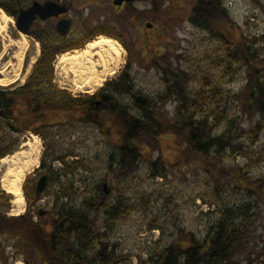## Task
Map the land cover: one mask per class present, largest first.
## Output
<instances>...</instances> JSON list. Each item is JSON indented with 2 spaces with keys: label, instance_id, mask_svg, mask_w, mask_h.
Returning <instances> with one entry per match:
<instances>
[{
  "label": "rangeland",
  "instance_id": "rangeland-1",
  "mask_svg": "<svg viewBox=\"0 0 264 264\" xmlns=\"http://www.w3.org/2000/svg\"><path fill=\"white\" fill-rule=\"evenodd\" d=\"M154 3L160 14H156L157 10L156 13L150 11ZM138 6L140 9L151 8L149 14L143 17L156 25L154 30L149 32L148 38L136 30L143 26L140 24L141 16L135 18V25L125 20H121L119 25L108 23L102 27L105 33L97 35V38L108 37L117 41L121 48V64L117 73L106 81L118 77L129 63L128 69L132 74L136 94L155 101L166 93L165 80L161 77L159 66L167 65L178 73L185 72L189 81L179 84V87L183 85L188 91V101L187 108L182 109V117L179 119H186L192 110L196 113L195 119L204 114L209 115L210 120L222 117L214 134L229 131L233 138L231 146L225 150L223 164L227 168L232 166L241 168L244 171V181L246 183L250 181V189L254 192L236 183H234L236 186L226 185L224 177H218L213 181L204 172V163L197 158L191 159L192 167L174 165L176 156H181L182 151L175 150L176 144L172 138L164 140V143L161 140L166 155L164 157L166 159L169 157L164 162V170L158 171L163 177L155 176L153 169L158 151H148L144 148L136 171L124 179H117L110 173V160L117 157L120 142L118 133L112 128L110 135L101 134L97 127L77 118L80 113L75 114V118L57 115L49 121L41 120L33 127L30 125L19 127L18 133L8 132L7 137L10 140L6 141L8 145L5 148L9 149L6 156L20 151L21 143L28 139L36 138L39 141L41 151L39 164L24 179V181L27 179V194H32L34 183L36 184L40 174H45L39 167L41 160L59 172L62 163L56 159L64 157V162L69 167L65 171V178L60 174L58 181H55V177L52 181L49 180L42 198L34 204L36 208L47 210L48 217L53 216L51 209L57 200H59L57 206L62 205L67 209H81L86 201H98L101 197L98 186L106 181V187L109 188V203L114 204L117 200H123L128 207L127 214L114 222L107 220L102 212L98 216V224L102 229L108 227L107 238L116 253L131 257L130 263L120 264H137V256L145 260L142 264H152L150 257H153L160 247L169 245L179 236L180 231L192 232L196 238L202 239L208 229L221 221L225 215L238 224L242 218L234 216V213H238L242 205L247 206L250 203L258 205L253 206L252 211L259 215L258 231L264 239V192H261L264 190V123L256 142L252 143L249 129L257 117L249 118L245 114L242 115L240 112L242 101L235 100L237 93L243 90L246 84L245 68L237 60L243 50L237 41L240 39L239 36L241 35V39L252 40L254 48L260 50V57L264 59V0H150ZM196 6L198 9H205V13L194 11L201 14L202 21H205L202 26L190 21V18L196 19L193 13ZM107 12L108 8L105 7V11L98 13L96 17ZM10 19L0 34V68H4L8 76L14 74V67L7 66L8 61H11V64L16 62L13 57L18 48L14 42L22 40L14 31ZM225 21L233 26L235 24L240 32L230 30ZM140 30L143 31L144 27ZM228 30L231 33V38L228 37L231 44L223 40ZM114 31L119 34L122 32V38L113 36ZM97 38H92L89 42ZM27 42L29 45V41ZM81 49H84V46ZM160 56L167 58L161 61ZM60 57L53 61L55 67ZM33 64L26 74L30 59L23 58L19 79L6 86L0 82V88L7 89L22 84L31 72ZM53 71V79L59 85L64 80L72 79V75L66 77L59 65ZM0 78L4 77L0 75ZM52 83L54 84L53 81ZM66 92H70L73 97L91 95L73 93L69 90ZM117 99L121 105L125 104L134 112L130 98L122 95L117 96ZM177 106L178 101L175 99L169 98L161 102L159 117L162 122L169 123L175 119ZM105 123L109 126L113 124L109 121ZM33 128H36L43 137L28 130ZM244 152L248 156H243ZM6 156H1L0 160ZM3 169L0 163V177ZM23 185L24 182L22 194L25 208L21 214L25 213L27 207ZM0 193L9 197L11 207L6 215L8 217L21 215L10 213L13 208L12 195L4 192L1 185ZM30 200L34 202L32 196ZM33 219L38 221L36 217ZM45 221L48 220L44 218L42 223ZM11 243L12 241L6 242L0 237V264L28 262L29 258L24 257L22 252L14 253Z\"/></svg>",
  "mask_w": 264,
  "mask_h": 264
},
{
  "label": "trees",
  "instance_id": "trees-1",
  "mask_svg": "<svg viewBox=\"0 0 264 264\" xmlns=\"http://www.w3.org/2000/svg\"><path fill=\"white\" fill-rule=\"evenodd\" d=\"M194 11L205 13V9H198L196 6L193 9L196 19L190 18L194 24L202 26L205 21H202L201 14ZM226 23L230 30L240 32L235 24L233 26ZM228 37L231 38L229 30L223 40L231 44ZM239 38L237 41L243 50L237 60L245 68L246 84L243 90L237 93L235 100L242 101L240 107L242 115L245 114L249 118L257 117L249 129L251 142L254 143L264 123V59L260 57V50L254 48L252 40L241 39V35ZM166 58L167 56L159 57L161 61ZM53 60V56H41L33 65L23 85L11 92L0 91V157L9 151L5 148L8 145L6 141L10 140L7 133L20 132L22 122L19 123V119L20 121L25 119L27 126L33 127L39 121H49L57 115L75 118V114L80 113L77 118L94 125L101 134L110 135L112 128L118 133L120 142L117 157L110 160V173L117 179H124L136 171L144 148L148 151H158L153 169L155 176L163 177L158 171L164 170V162L169 157L167 159L164 157L161 140L163 142L172 138L176 144L175 150L182 151L181 156H176L174 165L192 167L191 159L197 158L204 163V172L213 181L218 177H224L226 185L236 183L251 190L250 181L247 183L244 181V171L241 168L237 166L227 168L223 164L225 150L231 146L233 138L229 131L214 134L222 117L210 120V116L204 114L195 119L196 113L192 110L186 119H179L182 117V109L187 108L188 101V91L183 85L179 87V84L189 81L185 72L178 73L167 65L159 66L161 77L165 80L166 93L155 101L136 94L132 74L128 69L129 63L118 77L106 81L93 95L73 97L52 83ZM36 73L39 75H35ZM38 83H43V86ZM122 95L130 98L134 112L125 104L121 105L117 96ZM169 98L178 101L176 117L173 121L164 123L159 117L161 109L159 105ZM18 99H24L26 105L20 114L8 103L9 100ZM106 121L113 124L109 126ZM28 130L43 137L36 128ZM243 156L248 155L244 152ZM56 160L62 163L59 172L46 165L45 161L40 162L41 169L50 181L54 177L55 181H58L60 174L65 178V171L69 168L64 162V157H57ZM105 182L98 186L101 193L98 201H86L81 209H67L62 205L57 206L59 200L56 199L57 203L51 209L53 216L48 217L47 211V215L40 217L39 208L34 207V204L42 198L45 190L41 194H36L35 190L32 194H27L26 179L23 185L27 200L25 213L8 217L6 212L11 207L9 197L0 193V237L6 242L12 241L14 253L22 252L24 257L29 258L25 264H39V261L40 264L130 263L129 255H118L110 244L106 231L108 227L102 229L98 224L101 212L105 214L107 220L114 222L122 219L128 210L123 200H117L114 204L109 203V188L106 187L105 192L103 190ZM31 196L34 202H31ZM253 206L258 205L251 203L247 206L242 205L241 210L234 213V216L242 218L238 224L225 215L221 221L208 229L202 239L196 238L192 232L180 231L182 234L179 233L169 245L160 247L153 257L149 256L152 264H264V239L258 231L259 215L252 211ZM34 217L38 221H34ZM44 218L48 221L42 223ZM142 263H145V260L137 256V264Z\"/></svg>",
  "mask_w": 264,
  "mask_h": 264
},
{
  "label": "flooded vegetation",
  "instance_id": "flooded-vegetation-1",
  "mask_svg": "<svg viewBox=\"0 0 264 264\" xmlns=\"http://www.w3.org/2000/svg\"><path fill=\"white\" fill-rule=\"evenodd\" d=\"M145 2L148 3L150 0L123 2L120 6H114L112 0H0V12H5L7 17L11 18L12 27L21 39L24 36L28 39V49L24 53L25 60L37 57V61L43 55L53 56V59L56 60L59 56L81 49L92 38H97L98 34L105 33L102 27L106 24L119 25L121 20H125L129 24L135 25L137 16L142 17L140 24L143 25L144 30L141 31L142 28L136 30L148 38L149 32L154 30L156 25L154 22L148 21L147 18H143L149 14V9H151L139 8L138 5ZM34 4H37L34 12L27 13ZM45 4L51 6L48 12L43 8ZM105 7L108 8V12L96 17L98 13L105 11ZM156 10L154 3V7L150 11L156 13ZM157 12L156 14L161 13L160 10ZM112 35L122 38V32L119 34L114 31ZM30 48H32L31 51ZM22 84L0 90L11 92ZM38 85L43 86V83H38ZM8 103L10 107H15V112L19 114L26 107L24 99L9 100ZM24 121L19 119V123L22 122V127L27 126V123L23 124ZM47 183H49V179ZM34 186H36L35 183Z\"/></svg>",
  "mask_w": 264,
  "mask_h": 264
},
{
  "label": "bare ground",
  "instance_id": "bare-ground-1",
  "mask_svg": "<svg viewBox=\"0 0 264 264\" xmlns=\"http://www.w3.org/2000/svg\"><path fill=\"white\" fill-rule=\"evenodd\" d=\"M7 20H9L7 15L0 12V34L5 29ZM14 44L18 48L13 57L16 62L11 64V61H8L7 63V66L14 67V74L8 76L4 68H0V75L4 77L0 78V82L4 86L19 79V70L28 46L25 36ZM121 57V48L117 41L108 37L92 40L84 46V49L64 54L58 59L57 65L61 66L66 77L72 75L71 80L62 81L60 86L73 93L92 94L101 87L104 81L117 73ZM34 62L35 58H32L26 74ZM20 148V151L0 160L1 166L4 168L0 177V185L4 192L12 195L13 208L10 211L12 215L21 214L24 211L25 200L22 194V184L27 174L38 166L41 154L40 144L36 138L22 142Z\"/></svg>",
  "mask_w": 264,
  "mask_h": 264
},
{
  "label": "water",
  "instance_id": "water-1",
  "mask_svg": "<svg viewBox=\"0 0 264 264\" xmlns=\"http://www.w3.org/2000/svg\"><path fill=\"white\" fill-rule=\"evenodd\" d=\"M131 1H135V0H112L113 5L115 6H120L123 2H131ZM145 1V0H142ZM37 4H34L28 11L27 13H32L34 12V10L36 9ZM43 8H45L47 10V12L51 9L50 4H45V6H43ZM61 33H64V31H61ZM47 180L48 177L47 175H43L39 178L36 187H35V191L37 194H40L46 187L47 185ZM106 191V184L104 185V192ZM46 214V211L40 209L38 211V215L39 216H44Z\"/></svg>",
  "mask_w": 264,
  "mask_h": 264
}]
</instances>
